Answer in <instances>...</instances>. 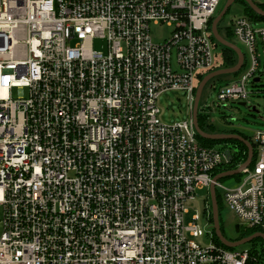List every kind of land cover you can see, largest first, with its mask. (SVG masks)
Masks as SVG:
<instances>
[{
	"label": "built area",
	"instance_id": "obj_1",
	"mask_svg": "<svg viewBox=\"0 0 264 264\" xmlns=\"http://www.w3.org/2000/svg\"><path fill=\"white\" fill-rule=\"evenodd\" d=\"M221 2L0 0V264H258L252 248L213 240L210 187L233 152L202 145L193 121L199 77L217 65L209 23ZM258 22H232L246 68L222 101L246 100L264 78ZM161 23L174 30L155 43ZM169 90L186 93L188 120H161ZM252 138L255 161L216 188L264 232V130ZM204 188L206 222H186Z\"/></svg>",
	"mask_w": 264,
	"mask_h": 264
},
{
	"label": "rangeland",
	"instance_id": "obj_2",
	"mask_svg": "<svg viewBox=\"0 0 264 264\" xmlns=\"http://www.w3.org/2000/svg\"><path fill=\"white\" fill-rule=\"evenodd\" d=\"M264 2V0H260ZM227 0H222L218 7L219 15L223 10ZM244 3L240 0L235 1L226 15L219 22L218 28L221 36L229 41L238 44L244 49L242 44L232 35H230L229 28L232 27V22L242 16L244 13ZM264 25V21H259L258 26ZM174 28L168 26L165 23L153 24L151 26V36L155 43H162L171 37ZM93 47L96 50L107 52L108 43L105 39L96 38L93 41ZM260 53L263 55V48H259ZM216 61L218 65H222L224 62V55L221 46L215 48ZM234 74H224L211 79L204 87L199 109L204 111L208 118L216 124H228L233 127L240 128L246 133L253 134L255 131L264 130V78H261L259 82H250L248 84L249 97L246 100L241 101H222L218 98L220 89L228 83ZM240 103H246L245 106ZM159 107L161 110L160 118L165 123H174L179 121H186L189 119L190 104L187 99L186 93L182 90H169L163 93L159 99ZM222 184L225 187H232L238 183L236 177H228L223 179ZM218 193L222 200L221 211V224L225 230L226 235L229 238H237V232L235 226L237 224L243 226L244 222L238 215H236L223 201L224 191L221 188H217ZM208 188L198 189L196 192V198L193 201L188 202L189 212L186 215V222H190L194 214H199L200 221L205 223L204 210L208 200ZM2 206H0V221L2 219ZM2 233V224L0 222V236ZM197 243L208 245L211 243V238L208 236H202L197 238ZM253 244L248 242L239 246L241 249H249Z\"/></svg>",
	"mask_w": 264,
	"mask_h": 264
},
{
	"label": "trees",
	"instance_id": "obj_3",
	"mask_svg": "<svg viewBox=\"0 0 264 264\" xmlns=\"http://www.w3.org/2000/svg\"><path fill=\"white\" fill-rule=\"evenodd\" d=\"M240 1H242L244 3V6H245L243 15L253 19L254 21H264V17L259 15L258 13H256L244 0H240ZM256 2L259 5V7H261L264 10V2H261V1H256ZM213 20H214V18L209 23L210 29H211ZM229 30H230V35L233 36L231 28H229ZM212 40L214 42L215 47H218V46L222 47L223 55H224V62L222 63V65H218V63H217V65L214 67V69L208 71L205 74L200 75L199 83H200V81H202V79L208 73L215 71L217 69H221V68L233 67L238 62V56H237L235 51H233L232 49H229L225 46L220 45L216 41V39L213 37V35H212ZM245 68H246V63L243 65V68L240 71L234 73V77L239 76ZM228 83H229V81H228ZM198 120H199V124H200L201 128L206 132H209V133H235V134H239V135L243 136L245 139L249 140L253 144V147H254L253 162L255 161L256 156H257V146L253 141L252 134L246 133L245 131L241 130L240 128L233 127V126H230L228 124H219L218 125V124L212 122L208 118V115L203 110L201 111L200 109H199V113H198ZM197 137H198L199 142L202 145L209 146V147H216V148H229L233 152L232 163L230 165L224 167V168H221V169L215 171L214 176L218 175L219 173L238 168V166L240 164H242L243 162H246V160L248 158V147L246 146V144H244L243 142H241L239 140H234V139L210 140V139H205V138L201 137L200 135H197ZM232 177H236L239 180L241 175L238 174V175H235ZM223 179H226V178H222L221 181ZM217 199H218L220 221H221V211H222V207H223V204H222L223 202H222L221 197L218 193V190H217ZM209 202H210V207H211L212 205H211V199L210 198H209ZM209 219H210V222L213 223L212 211H211ZM221 230H222L223 234L226 236L222 224H221ZM259 231H262V230L259 228L246 227V228H244V233L242 235H240L239 237H237L235 239L229 238L227 236L226 237L229 240L236 241V240L243 238V236H246V235L249 236V235H252V234L259 232ZM213 240L218 245H221L227 249H233V248L227 247L221 243V241L216 236L215 230L213 231ZM251 243L253 244L251 246L252 251L254 253L258 254V257H259L258 264H264V240L261 238H257V239H254L253 241H251Z\"/></svg>",
	"mask_w": 264,
	"mask_h": 264
},
{
	"label": "water",
	"instance_id": "obj_4",
	"mask_svg": "<svg viewBox=\"0 0 264 264\" xmlns=\"http://www.w3.org/2000/svg\"><path fill=\"white\" fill-rule=\"evenodd\" d=\"M235 1H237V0H227L223 10L220 12L219 15H217L214 18V20L212 22V26H211V31H212L213 37L216 39V41L220 45L225 46L229 49H232L233 51L236 52V54L238 56V62L233 67L217 69V70L212 71L209 74H207L202 79V81L199 83V85L197 87L196 98H195L194 107H193V121H194V125H195V128H196L198 135H200L201 137H203L205 139H210V140H227V139L239 140V141L243 142L244 144H246V146L248 147V158H247L246 162L242 163L236 169L225 171V172L218 174L214 178V180H213L214 182L212 183V185L210 187V197H211L212 214H213V227H214L216 236L221 241V243L227 247H230V248L239 247V246L246 244L248 242H251L257 238H261L264 240V232H256L252 235L243 237L240 240H236V241L229 240L223 234V232L221 230L220 213H219L217 191H216V182L219 179L238 175L242 172V170L244 168L248 167L251 164L253 157H254V147H253V144L249 140L245 139L243 136H241L239 134H235V133H209V132L204 131L199 124L198 113H199L201 96H202V92H203L205 85L211 79H213L217 76L224 75V74H234V73L240 71L243 68V65L245 62V55H244L242 48L238 44H236L232 41H229L226 38H224L223 36H221V34L219 33V28H218L219 22L226 15L227 11L229 10L231 5ZM244 1L256 13H258L259 15L264 17V10L261 7H259V5L257 4V2L255 0H244ZM256 81L259 82L260 81L259 78H257ZM240 105L245 106L246 103H240ZM239 226H240L239 224L236 225V231L239 230Z\"/></svg>",
	"mask_w": 264,
	"mask_h": 264
},
{
	"label": "flooded vegetation",
	"instance_id": "obj_5",
	"mask_svg": "<svg viewBox=\"0 0 264 264\" xmlns=\"http://www.w3.org/2000/svg\"><path fill=\"white\" fill-rule=\"evenodd\" d=\"M244 226H239V230L238 231H236L237 232V236L239 237L240 235H242L243 233H244ZM224 229V228H223ZM235 230H236V226H235ZM225 231V230H224ZM226 234V233H225ZM227 236V235H226ZM246 236H248V235H246ZM246 236H243V237H246ZM228 237V236H227Z\"/></svg>",
	"mask_w": 264,
	"mask_h": 264
},
{
	"label": "bare ground",
	"instance_id": "obj_6",
	"mask_svg": "<svg viewBox=\"0 0 264 264\" xmlns=\"http://www.w3.org/2000/svg\"><path fill=\"white\" fill-rule=\"evenodd\" d=\"M209 74V73H208ZM201 82V81H200ZM196 92H197V90H196ZM244 163V162H243ZM220 174V173H219ZM217 176V175H216ZM216 176H214L213 177V180H214V178L216 177ZM235 176V175H234ZM232 177V176H231ZM219 181H221V179H219L217 182H219ZM214 182V181H213ZM216 182V183H217ZM216 191H217V188H216ZM210 199H211V197H210ZM212 205V204H211ZM210 211H212V206H211V210ZM213 224V223H212ZM244 226V225H243ZM245 228H246V226H244ZM213 231H214V227H213ZM259 232H262V231H259ZM240 240V239H239ZM237 248V247H236ZM234 249V248H233Z\"/></svg>",
	"mask_w": 264,
	"mask_h": 264
},
{
	"label": "crops",
	"instance_id": "obj_7",
	"mask_svg": "<svg viewBox=\"0 0 264 264\" xmlns=\"http://www.w3.org/2000/svg\"><path fill=\"white\" fill-rule=\"evenodd\" d=\"M237 78H238V76H237V77H233V78L229 81V83L232 82V81H234V80H236Z\"/></svg>",
	"mask_w": 264,
	"mask_h": 264
}]
</instances>
